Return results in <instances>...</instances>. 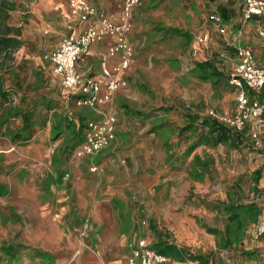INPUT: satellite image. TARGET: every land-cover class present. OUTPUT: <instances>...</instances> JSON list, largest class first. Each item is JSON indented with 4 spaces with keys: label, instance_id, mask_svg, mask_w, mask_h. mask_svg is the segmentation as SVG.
Segmentation results:
<instances>
[{
    "label": "rangeland",
    "instance_id": "1",
    "mask_svg": "<svg viewBox=\"0 0 264 264\" xmlns=\"http://www.w3.org/2000/svg\"><path fill=\"white\" fill-rule=\"evenodd\" d=\"M10 1L16 8L9 24L21 27L23 44L3 72L7 96L0 97V248H21L14 256L0 251V264H116L132 233L150 245L160 238L207 256L209 264H264V240L256 233L264 222V131L260 148L246 128L236 148L201 144L184 155L204 135L199 128L184 132L186 115L220 116L237 95L225 80H199L195 64L210 62L230 76L233 48L227 44L264 53V16L243 23L242 0H140L131 19L135 57L127 87L110 104L115 140L92 172L89 161H73L64 148L71 141L69 123L90 113L60 105L59 81L43 60L63 23L51 12V0ZM88 1L116 8V0ZM219 7L233 11L222 19L223 35L208 18ZM202 34L209 41L200 48L195 38ZM58 119L66 121L54 139ZM193 156L211 163L200 180L189 175ZM257 169L261 194L253 191ZM251 202L261 209L259 219L230 248L203 228L223 231V206ZM85 223L88 231L80 237Z\"/></svg>",
    "mask_w": 264,
    "mask_h": 264
},
{
    "label": "built area",
    "instance_id": "2",
    "mask_svg": "<svg viewBox=\"0 0 264 264\" xmlns=\"http://www.w3.org/2000/svg\"><path fill=\"white\" fill-rule=\"evenodd\" d=\"M66 1L68 9L66 12H60V15L69 33L56 44L46 59L51 65L52 75L59 80L63 91V102L90 109L97 116L87 122L83 131V140L72 151V156L77 159L96 157L115 139L116 117L100 108L109 106L116 93L127 87L122 75L134 61L135 52L129 33L133 11L140 4V0H118L120 13L116 20L113 16L99 11L87 0ZM242 2L241 19L244 23L264 16V0H242ZM209 21L219 34L225 33L220 17L211 15ZM107 38H113L107 57L119 56L120 61L112 69L110 76L104 79L102 85L92 77L80 75L76 67L93 45ZM208 41L206 34L195 38L199 47H205ZM233 49L234 71L230 75L229 83L237 91L235 105L220 116L211 114L210 117L224 123L236 133H242L247 128L253 147L260 148V137L264 131V100L258 98V93L264 87V66L256 64L249 48L233 45ZM192 54L196 55L197 49H194ZM91 171H97V167H91ZM256 233L264 240V222L257 223ZM84 235V231H81L80 237ZM167 262L168 258L157 253L145 240L129 244L126 264Z\"/></svg>",
    "mask_w": 264,
    "mask_h": 264
},
{
    "label": "trees",
    "instance_id": "3",
    "mask_svg": "<svg viewBox=\"0 0 264 264\" xmlns=\"http://www.w3.org/2000/svg\"><path fill=\"white\" fill-rule=\"evenodd\" d=\"M16 8L15 3L10 0H0V97L6 99V92L3 90L4 77L3 72L7 68L8 61L13 59L14 54L22 47L21 39V27H14L9 24L10 13ZM220 16L224 21H228L232 17L233 13L229 8L219 7ZM194 71L198 72V79L201 81H208L214 79L216 82H229L230 76L224 72H221L210 62L196 63ZM258 97L264 100V87L258 93ZM188 119L187 125L184 127V132L191 131L196 134L198 128L201 134L196 136L193 142L188 146L184 155L189 156L197 146L203 144L208 146H217L229 144L233 148H236L238 141L244 138V132L236 133L228 128L224 123L219 122L217 119L207 117H199L195 114L186 115ZM65 120L58 119L52 124V131L54 139H58L61 133L60 126ZM84 121L81 120L78 129H71V141H68L65 145V149L71 153L74 148L82 141V130ZM70 126L74 124L69 123ZM264 152V151H263ZM260 151L259 153H263ZM210 160H203L198 156H193L192 165L189 171V175L195 180L202 179L209 171ZM261 178L260 169L255 170L252 173L253 191L256 194H261L258 185ZM224 213L226 214L227 224L223 231H218L214 228L203 226L205 231L213 236L218 237V245L222 248L228 249L234 243L240 242L245 234L246 228L250 224L257 223L261 214V209L256 202L248 204H226L223 206ZM153 228V226H152ZM151 247L159 254L178 262H196L197 264H209L207 256L194 255L184 248H179L173 243H169L159 238V240L152 244ZM18 248L21 246H6L1 247L0 251L6 256H14L18 253ZM250 255L249 253H246Z\"/></svg>",
    "mask_w": 264,
    "mask_h": 264
},
{
    "label": "crops",
    "instance_id": "4",
    "mask_svg": "<svg viewBox=\"0 0 264 264\" xmlns=\"http://www.w3.org/2000/svg\"><path fill=\"white\" fill-rule=\"evenodd\" d=\"M88 1V0H87ZM89 2V1H88ZM90 4H92L94 7H96L99 11L107 14V15H110V16H113V19L116 20L117 19V16L118 14L120 13V7H119V2L118 0H116V8L115 10H109V9H105V8H102L100 5H96L94 3H91L89 2ZM243 4V2H242ZM51 12H55L54 14L62 21V25H63V30L58 32V33H53V30L51 28V25H48V28H49V31L51 33H53V35H55V38L57 39L56 40V44L65 36L68 35V30H67V26H66V23L63 21L61 15H60V12H66L67 11V1L66 0H51ZM225 8H228V7H225ZM241 11H242V7H241ZM218 12H219V8H218ZM233 13V11H232ZM211 15H217L218 17H220L221 19H223L221 16H220V13H213ZM210 15V16H211ZM209 16V17H210ZM208 17V18H209ZM240 17H241V13H240ZM263 17V16H262ZM231 18V17H230ZM261 17H257V18H254V19H259ZM242 20V19H241ZM222 23H223V20H222ZM244 23V22H243ZM76 26V25H75ZM225 27V26H224ZM47 33V31L45 32ZM260 35V34H259ZM196 43V42H195ZM56 44H54V47L44 55L43 57V60H45L48 64V67L51 71V65L49 63V61L46 59V57L53 51V49L55 48ZM113 44V38H107L105 39L104 41H102L101 43H98L96 45H93L91 48H90V51L89 53L83 58V60H81L76 69L78 71V73L82 76H86V77H92L96 80H98L99 82H101V84L103 85L104 84V79H106L107 77L110 76L111 74V71L112 69L119 63L120 61V57L119 56H115V57H112V58H108L107 57V51H108V48ZM197 45V44H196ZM134 47V46H133ZM228 47V48H227ZM227 47L225 45V48L227 49H232L233 48V44H227ZM201 48V47H200ZM224 48V49H225ZM194 49H197V48H194ZM193 49V50H194ZM233 50V53H232V60L234 59V49ZM134 52H135V49H134ZM193 52V51H192ZM253 53V52H252ZM254 56V59H255V62L258 66H264V53L262 52H259L258 55L256 54V51H255V54H253ZM135 57V56H134ZM96 64V66L94 65ZM133 64V63H132ZM233 64H234V60H233ZM132 66V65H131ZM130 69V68H129ZM129 69L127 71H125L123 73V79L126 80L127 79V72L129 71ZM57 79V78H56ZM58 80V79H57ZM59 81V80H58ZM59 88H60V92H59V98H58V102L60 103V105H63V108L64 109H68L69 108V105H74V103H69V104H65L62 100V96H63V91L61 90V87H60V84H59ZM124 90V89H123ZM123 90H120L118 91L117 93H120L121 91ZM116 93V94H117ZM259 98V97H258ZM77 107V106H75ZM79 109H85L87 110L89 113H90V117L89 118H86V117H79L78 119H76V121H73L72 124H74V129H78L79 125H80V122L81 120L84 121V124H83V130H82V138H83V131L85 129V126L87 124L88 121L96 118V114L90 110V109H87V108H84V107H78ZM100 110L102 111H107V112H111L112 114H115L112 109L110 108V105L109 106H103L100 108ZM66 121V120H65ZM116 127H117V120H116V125H115V135H116ZM83 140V139H82ZM115 140V139H114ZM81 143V142H80ZM79 143V144H80ZM78 144V145H79ZM77 145V146H78ZM76 146V147H77ZM75 147V148H76ZM74 148V149H75ZM106 150V149H105ZM103 152H101L99 155H97L96 157H84V158H81V159H77L75 157L72 156V153H71V159L73 161H89L91 163V167H97L94 165V160L97 159L98 156H100ZM140 224L142 225V223L140 222ZM81 231H84L85 235H86V232L88 231V225L87 223L84 224V226L80 229V232ZM80 235V234H79ZM138 240H144L142 239L140 236H137L136 233H132V236L128 237V239L126 240L125 242V249H126V253L123 255L122 259L120 260L119 263H116V264H126V260H127V257L129 255V244H132V243H136ZM82 252V251H81ZM170 262H176V263H184V262H178V261H174V260H171L168 258V262L165 263V264H168ZM188 262V261H186ZM189 263H196V262H189Z\"/></svg>",
    "mask_w": 264,
    "mask_h": 264
}]
</instances>
